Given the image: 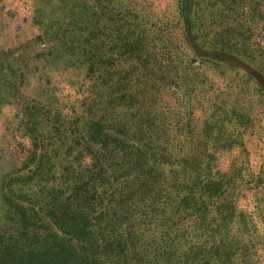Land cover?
<instances>
[{
  "label": "trees",
  "instance_id": "trees-1",
  "mask_svg": "<svg viewBox=\"0 0 264 264\" xmlns=\"http://www.w3.org/2000/svg\"><path fill=\"white\" fill-rule=\"evenodd\" d=\"M43 1L0 11L34 25ZM50 1L35 36L0 46L21 131L0 264H264V0H176L174 37L111 44L93 0Z\"/></svg>",
  "mask_w": 264,
  "mask_h": 264
},
{
  "label": "rangeland",
  "instance_id": "rangeland-1",
  "mask_svg": "<svg viewBox=\"0 0 264 264\" xmlns=\"http://www.w3.org/2000/svg\"><path fill=\"white\" fill-rule=\"evenodd\" d=\"M124 0H93L94 10L96 16L94 18L96 25V33L98 42L119 41V39L128 35L133 30L136 31V36L146 38L147 34H142L143 29L152 26V33L149 37L150 40H155L156 34H172L173 37L176 34L175 25V10L176 0H129L123 6ZM125 11V18L121 16L120 9ZM37 11H30L29 16H37L34 25H30L29 22H24L22 17L15 16L14 20L10 23L5 20V13L0 11V46L7 47L16 45L18 42L30 38L37 34L39 29L43 28L49 22V16L53 11V4L50 0H44L39 4ZM122 27V32H119L117 28ZM158 47L160 46L157 44ZM119 47L112 46L108 53L113 56L119 54ZM97 53L103 56L101 59H105L107 50L100 44L97 47ZM195 66H200L198 60H194ZM28 82L31 83V93L37 92L36 75L32 70L27 72ZM74 76L69 75V78ZM224 77L229 81L227 75ZM243 84V83H242ZM248 88V86H247ZM246 87L244 85L243 93H246ZM19 119L15 115V112H8V110L0 111V188L1 182L5 175L12 171L14 166L13 157L9 156L6 148L14 142L16 137L21 133L17 131ZM19 130V129H18ZM3 202L0 191V224L3 218Z\"/></svg>",
  "mask_w": 264,
  "mask_h": 264
}]
</instances>
